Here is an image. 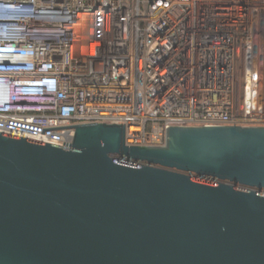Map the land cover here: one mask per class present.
I'll list each match as a JSON object with an SVG mask.
<instances>
[{"label":"built area","instance_id":"1","mask_svg":"<svg viewBox=\"0 0 264 264\" xmlns=\"http://www.w3.org/2000/svg\"><path fill=\"white\" fill-rule=\"evenodd\" d=\"M0 133L62 147L83 124L264 127V0H0ZM264 194V191L259 192Z\"/></svg>","mask_w":264,"mask_h":264},{"label":"water","instance_id":"2","mask_svg":"<svg viewBox=\"0 0 264 264\" xmlns=\"http://www.w3.org/2000/svg\"><path fill=\"white\" fill-rule=\"evenodd\" d=\"M70 128L0 133V264H264V127Z\"/></svg>","mask_w":264,"mask_h":264},{"label":"clouds","instance_id":"3","mask_svg":"<svg viewBox=\"0 0 264 264\" xmlns=\"http://www.w3.org/2000/svg\"><path fill=\"white\" fill-rule=\"evenodd\" d=\"M11 11L7 8H1L0 9V19H6L8 16H10Z\"/></svg>","mask_w":264,"mask_h":264},{"label":"rangeland","instance_id":"4","mask_svg":"<svg viewBox=\"0 0 264 264\" xmlns=\"http://www.w3.org/2000/svg\"><path fill=\"white\" fill-rule=\"evenodd\" d=\"M156 170H158V169H156ZM165 172H167V171H165ZM191 176V178H196V179H200V180H204V181H209V182H213V183H218L217 181H215V180H212V179H208V178H198V177H196V176H194V175H190Z\"/></svg>","mask_w":264,"mask_h":264}]
</instances>
